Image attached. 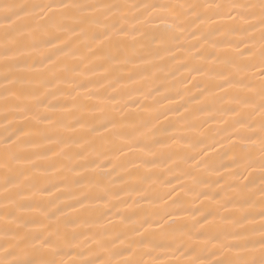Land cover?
<instances>
[{
    "label": "snow or ice",
    "instance_id": "snow-or-ice-1",
    "mask_svg": "<svg viewBox=\"0 0 264 264\" xmlns=\"http://www.w3.org/2000/svg\"><path fill=\"white\" fill-rule=\"evenodd\" d=\"M0 264H264V0H0Z\"/></svg>",
    "mask_w": 264,
    "mask_h": 264
},
{
    "label": "bare ground",
    "instance_id": "bare-ground-1",
    "mask_svg": "<svg viewBox=\"0 0 264 264\" xmlns=\"http://www.w3.org/2000/svg\"><path fill=\"white\" fill-rule=\"evenodd\" d=\"M112 2H118V0H112ZM129 2H136V0H129ZM181 2H183V0H181ZM220 2H225V0H220ZM151 207V205H149L147 202L143 203V208L145 210L149 209ZM66 260H69L70 258L65 257Z\"/></svg>",
    "mask_w": 264,
    "mask_h": 264
}]
</instances>
